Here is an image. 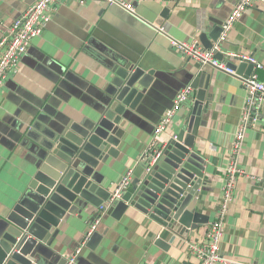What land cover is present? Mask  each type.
Here are the masks:
<instances>
[{"label":"crops","instance_id":"crops-1","mask_svg":"<svg viewBox=\"0 0 264 264\" xmlns=\"http://www.w3.org/2000/svg\"><path fill=\"white\" fill-rule=\"evenodd\" d=\"M35 1L0 0V39ZM141 1L133 0L134 9ZM147 2L156 5L158 12L165 7L170 9L161 26L162 33L168 37L161 38L166 46L160 47L159 56L156 53L152 56L165 71L157 72L151 97L142 102L139 111L129 115L115 148L117 156L109 157L101 171L103 185L111 190L127 173L132 178L164 111L171 107L176 93L189 86V78L179 70L186 55L172 48L171 40L196 46L202 32L207 33L225 22L238 0ZM107 8L96 0H55L49 22L42 34L31 40L18 73L0 86V213L16 203L27 183L26 176L41 162L35 142L39 136L28 133L29 125L37 121L43 131L47 124L55 121L80 123L97 116L95 109L100 105V90L110 60L138 37L134 28ZM218 50L225 57H251L261 65L253 74L264 84V0L242 14ZM209 70L211 103L201 117L203 126L198 127L194 148L206 161L204 175L209 181L200 188L195 207L209 217L210 224L220 208L224 171L229 164L247 94L242 77L219 69ZM186 104L157 141L178 135L184 123ZM260 105L258 116L245 130L242 148L236 157L237 168L243 175L237 178L219 244V255L223 259L240 264H264V199L252 185L253 181L261 179L264 170V100ZM86 211L81 219L67 216L62 232L52 243V249L67 259L80 250L74 264H197L188 246L202 239L208 225L194 231L192 236L176 237L164 251L156 247L155 242L159 239L168 243L171 233L129 207L118 221L103 213L96 228L103 234L102 239L95 250L90 251L84 246L79 248L80 242L85 229L100 211L89 207Z\"/></svg>","mask_w":264,"mask_h":264},{"label":"water","instance_id":"water-1","mask_svg":"<svg viewBox=\"0 0 264 264\" xmlns=\"http://www.w3.org/2000/svg\"><path fill=\"white\" fill-rule=\"evenodd\" d=\"M146 1L142 0L133 11L107 5V11L134 28L138 37L110 60L100 90V105L95 109L97 116L80 123L55 121L43 131L37 121L29 125L28 133L39 136L34 141L38 143L41 162L26 176L27 183L16 203L0 213V264H67V258L55 252L52 243L62 232L67 216L81 219L88 207H102L104 216L116 221L129 207L139 211L171 233L168 243L159 239L155 242L164 251L176 237L192 236L209 224V217L195 207L200 188L209 181L204 175L206 161L195 152L194 141L198 127L203 126L201 117L211 103L209 69L217 68L192 54L184 57V65L179 69L189 78L192 92L183 110L185 119L178 135L156 141L139 157L127 188L113 203H110L113 190L102 183L101 171L109 157L117 156L115 148L129 115L139 111L142 102L151 97L157 72L165 71L152 56L153 53L159 56L160 47L166 46L161 38L168 37L159 28L170 9L165 7L158 12L156 5ZM222 25L202 32L195 49L211 50L220 37ZM223 42H218V46ZM166 50L175 56L170 48ZM213 59L223 62L243 79L255 71L253 63L238 56L225 57L220 50H214ZM252 185L264 199V170L261 179ZM88 230L89 226L83 238ZM102 236L92 232L84 247L94 251Z\"/></svg>","mask_w":264,"mask_h":264},{"label":"built area","instance_id":"built-area-1","mask_svg":"<svg viewBox=\"0 0 264 264\" xmlns=\"http://www.w3.org/2000/svg\"><path fill=\"white\" fill-rule=\"evenodd\" d=\"M96 1H100L106 5L115 4L127 11L134 10L133 0ZM259 1L261 0H238L223 23L220 37L211 50L202 51L195 49V46L193 45L178 43L174 40H171L170 42L171 47L179 51L181 54H192L196 58H201L204 62L211 63L213 67L222 70L225 73L234 74L223 62H218L213 59L214 50H218V42L225 41L227 35L232 30L233 25L238 21L242 14L247 9L254 7ZM54 3L55 0H36L11 23L7 33L0 39V86H2L8 78L18 73L21 60L27 53L31 40L39 37L42 34L46 23L49 22ZM159 31L163 32V29L159 28ZM240 59L242 61L253 63L256 69L261 68V65L256 64L251 57L240 56ZM241 81L245 87L247 95L242 109L241 118L235 132L229 164L224 171L225 179L222 187L220 208L217 212L216 218L208 224L202 239L196 244H190L188 246V252L196 258L197 264H217L219 262L240 264L236 261L223 259L219 255V244L225 231L224 219L228 211V206L233 201V191L237 178L243 175V172L237 168L236 157L242 148L245 130L256 119L257 111L260 109V104L264 100V84L257 80L255 74H252L247 79L241 78ZM191 92L192 90L190 86H186L176 94L172 106L164 111L162 117L155 126L149 148L155 144L163 133H165L181 107L188 102ZM130 178L131 174L127 173L113 188L110 203H113L120 197L122 191L127 188ZM99 211L100 212L95 221L89 224L88 233L83 238L79 248L83 247L88 236L96 231L104 213L102 207L99 208ZM79 252L80 250H77L75 254L69 257L67 259V264H74L75 257Z\"/></svg>","mask_w":264,"mask_h":264}]
</instances>
